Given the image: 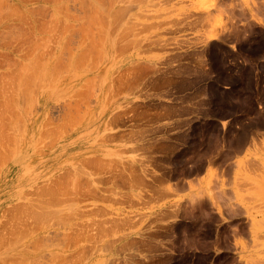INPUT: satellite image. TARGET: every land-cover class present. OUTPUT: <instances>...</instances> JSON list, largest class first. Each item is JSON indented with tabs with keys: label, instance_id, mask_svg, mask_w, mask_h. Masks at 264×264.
I'll list each match as a JSON object with an SVG mask.
<instances>
[{
	"label": "rangeland",
	"instance_id": "obj_1",
	"mask_svg": "<svg viewBox=\"0 0 264 264\" xmlns=\"http://www.w3.org/2000/svg\"><path fill=\"white\" fill-rule=\"evenodd\" d=\"M0 264H264V0H0Z\"/></svg>",
	"mask_w": 264,
	"mask_h": 264
},
{
	"label": "crops",
	"instance_id": "obj_2",
	"mask_svg": "<svg viewBox=\"0 0 264 264\" xmlns=\"http://www.w3.org/2000/svg\"><path fill=\"white\" fill-rule=\"evenodd\" d=\"M168 185H170L172 188V186H175L176 184H175V181H170V182L166 181V182L161 183V188L167 189Z\"/></svg>",
	"mask_w": 264,
	"mask_h": 264
}]
</instances>
